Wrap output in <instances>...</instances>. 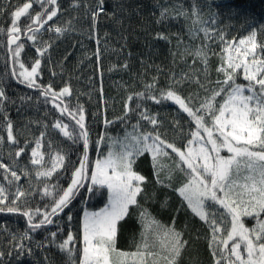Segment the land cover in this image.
Masks as SVG:
<instances>
[{"label":"snow or ice","instance_id":"6c2138e0","mask_svg":"<svg viewBox=\"0 0 264 264\" xmlns=\"http://www.w3.org/2000/svg\"><path fill=\"white\" fill-rule=\"evenodd\" d=\"M34 5H38L40 10L37 11ZM103 5L104 0L84 5L85 16L89 18L93 30L101 13L106 14ZM80 6L78 2L71 5L72 8ZM59 8L57 0H27L22 6L16 5L11 12V26L7 30L0 28V34L7 37L8 48V59L0 73V132H6L7 142L15 147L14 152L9 153L12 164L0 163L8 184V188L0 184V213H19L21 217L27 218L28 226L22 236H13L12 239L29 240L31 243L29 233L34 236L37 231L43 230V241L36 247L41 250L46 246L54 247L67 264H126L130 256L135 258L132 264H178L187 244L182 233L174 227L161 225L137 199L138 196L145 202L155 199L154 193L149 195L147 192L148 183L151 182L146 183L145 175L133 170L138 158L151 154L152 171L155 173L156 184L161 188L172 186L175 171L184 174L186 182L173 188V191L182 198V207L186 204L195 217L207 224L211 232L209 249L215 264H264V48L257 51L256 32H252L247 40H239L238 45L225 48L228 55L222 58V65L217 69L224 78L216 81V89L199 107L190 106L192 97L182 98L173 90H161L159 96H154L151 93L155 84L145 85V92L135 97L137 102L134 108L128 109L126 105L125 115L119 117L118 121L105 122V135H101L96 142V151L102 158L90 162L89 135L82 106L76 107L75 112L79 113L76 118L64 103L65 98L71 95L68 86L56 92L51 82L46 86L38 82L44 71L41 60H46L45 67L51 63V56L47 55L51 44L44 41V31H55L62 35L71 30V27L53 26L45 29L47 22L57 17ZM153 8L159 11L164 20L169 19L166 11L160 10L158 3ZM117 10L123 11V5L118 4ZM135 11L137 15L140 14L139 7ZM0 15H3L2 11ZM22 35L25 41H21ZM26 41L32 42L30 47L35 48L38 55L21 58ZM52 75L56 73L52 72ZM238 78L244 83L237 82ZM12 83L34 90L37 97L23 93L13 98L6 91ZM39 97H43L40 101L43 104H51L61 115L70 113L75 119L73 130L69 131V126L57 119L52 125V131L59 130L63 137L74 144L82 141L83 156L78 157L79 167L68 177L67 188L60 185L59 180L70 170L71 161L65 165V155L59 152L53 155L51 139L47 141L51 166L44 170L38 168L43 165L46 155L41 148L46 137L51 135L48 124L40 120L28 121L25 128L30 130L31 124H37L41 130L38 137L26 140L23 146H19L20 141L14 134V124L7 106L16 105L17 99L21 105H26L30 101H38ZM128 99L131 101L134 98L129 96ZM144 99H152L158 105L172 101L180 112L187 114L189 124H194L195 128L186 134L190 136L184 145L186 151L161 138L157 117L149 111H141L139 101ZM15 110L18 114L21 112L20 107ZM129 113L138 114L137 122L131 125L132 132L126 130L123 140L107 136L108 126H115L119 122L127 127L128 121L132 119ZM48 114L46 111L45 116ZM141 120H146L153 126V130L140 132ZM176 123L179 125V120ZM177 135L181 139L185 138L182 129ZM4 142L5 137L0 135V146ZM33 143L29 160L33 168L37 169L35 177L44 180L42 194L33 188L31 181L27 188L19 184L21 175H18V171L24 177L32 176L33 172L15 158L26 153ZM103 143H108L106 156L100 148ZM169 149L178 158V164L176 169H169L161 179V173L165 172L162 161L169 157ZM61 167L63 172L59 171ZM54 173L57 183L51 186L50 191L47 181ZM101 189L107 190V203L104 207L99 211L83 210L82 248L76 249L71 232L66 239L58 242V232H62L58 219L60 214L65 209L71 211L70 206L77 198L82 204H87L98 193L103 196ZM34 195L51 197L44 204L43 212L39 207L32 210ZM131 206H135L134 214L143 222L144 231L136 251L128 253L116 247L117 225L132 215L129 211ZM36 216L42 218L34 222ZM245 218L254 221L252 227L246 225ZM72 220L73 216L68 214L67 221L71 223ZM48 225H55L57 230L47 229ZM149 236L154 242H149ZM155 241L159 243L158 250ZM70 243L72 247H69ZM17 247L21 251L25 249L24 244H18ZM3 255L0 253V256ZM45 264H49L47 259Z\"/></svg>","mask_w":264,"mask_h":264},{"label":"trees","instance_id":"16d2710c","mask_svg":"<svg viewBox=\"0 0 264 264\" xmlns=\"http://www.w3.org/2000/svg\"><path fill=\"white\" fill-rule=\"evenodd\" d=\"M24 2L27 0H0V11L3 12V15H0V28L7 30L11 26V12L15 10L16 5L22 6ZM57 2L60 5L58 15L47 22L45 29L53 26L71 27V30L62 35L55 31H44V41L51 44L47 52V55L51 56V63L45 67L46 60H41L44 71L38 82L45 86L51 82L56 92L68 86L71 95L65 98L64 103L76 118L79 113L75 112V109L78 105L82 106L84 123L89 135L90 162H94L99 156L96 142L101 135H105V122L118 121L119 117L125 115L126 105L128 109L134 108L137 102L135 97L145 92V85L155 84V89L151 93L154 96H159L161 90L165 92L173 90L182 98L192 97L193 99L189 101L190 106L199 107L200 103L211 95L212 90L216 89V81L224 78L217 69L222 65V58L228 55L225 48L241 39L246 40L252 32H256L259 47L264 48V0H180L179 3L177 0H104L106 14L101 13L94 30L91 28L89 18L85 16L84 5L94 4L95 0ZM74 2L80 3L81 6L72 8ZM156 3L161 6L160 10L166 11L169 19L164 20L159 11H154L153 5ZM118 4L123 5V11L117 10ZM33 7L37 11L40 10L38 5ZM138 7L139 15L135 11ZM158 20L161 23H157ZM6 39V35L0 34V73L3 72L5 60L8 59ZM21 41H25L24 35ZM31 43L26 41L25 52L21 54L22 59L25 56L38 55L35 48L30 47ZM52 72L56 75H52ZM237 82L244 83L239 78ZM6 91L13 98L23 93L37 97L34 90L15 83ZM129 96L134 99L130 101ZM42 100L43 97H39L38 101L21 105L17 99L16 105L7 106L14 124V134L20 141L19 146H23L26 140L38 137L41 130L37 124H31L30 130L25 128L28 121L40 120L48 124L51 135L46 137L41 148L46 155L43 165L38 168L44 170L45 167L51 166L47 155L49 151L47 141L51 139L53 155L56 152L65 155V165L71 161L70 170L59 180V184L67 188L68 177L79 167L78 157L83 156L82 141L74 144L63 137L59 130L52 131V125L57 119L67 124L69 131L73 130L75 122L66 114L61 115L51 104L45 105L40 102ZM217 101H220L219 97ZM139 102L141 111H149L151 115L157 117L161 138L166 142L175 143L185 151L184 145L190 138L186 134L195 128L194 124H189L190 118L187 114L180 112L172 101L159 105L152 99ZM16 107L21 108L19 114L15 110ZM46 111L49 113L47 116ZM129 114L132 119L128 121L127 127L119 122L115 126H108L107 136L123 140L126 130L132 132L131 125L137 122L138 114ZM177 120L179 125L176 123ZM140 124L142 125L140 132L153 130V126L146 120H141ZM181 129L185 134L184 139L177 135ZM0 135L5 137L4 144L0 146V163L10 165L12 157L9 153L14 152L15 147L7 142L6 132H0ZM108 143L100 145L105 156L108 153ZM32 146L34 143L29 146L26 153L21 154V157L15 158L33 172L32 176L24 177L18 171V175H21L19 184L27 188L31 181L33 188L42 194L44 180L35 177L34 172L37 169L33 168L29 160ZM168 151L169 157L162 161L165 172L161 173V179L169 169H176L178 164L175 154L171 153L170 149ZM133 170L145 175L146 183L151 182L148 183L147 192L149 195L153 193L155 195L154 200L147 202L139 196L137 199L148 209L152 218L165 227H174L187 241L178 264H215L212 251L209 249L211 232L207 224L195 217L190 209H187L186 204L182 207V198L173 191V188L186 182L184 174L175 171L172 175V186L161 188L156 184L155 173L152 171L151 154L138 158ZM59 171L64 170L61 167ZM2 173L3 170L0 169V184L8 188ZM55 176L56 173L47 181L50 191L51 186L57 183ZM101 192L104 193L103 196L98 193L87 204H82L77 198L70 206L71 211L65 209L64 213L60 214L58 219L62 232H58V242L66 239L71 232L76 249L82 248L83 210L86 208L88 211H94L104 207L107 203V190L101 189ZM50 199L51 197L42 198L41 195H34L32 210L39 207L43 212L44 204ZM134 209L135 206H131L129 211L132 215L118 222L116 247L119 251L135 252L136 246L141 243L143 222L134 214ZM48 210L50 211V208ZM68 214L73 216L71 223L67 221ZM41 218L42 216H36L34 222ZM245 223L252 227L254 221L245 218ZM46 228L57 230L55 225H48ZM27 230L26 217H21L19 213H0V253L4 254L0 256V264H45L46 259L49 264H67L54 247L46 246L44 250L36 247L43 241V230L37 231L34 236L29 233L31 243L29 240L12 239L13 236H22ZM149 242H154L151 236ZM155 243L158 250L159 243L158 241ZM18 244H24L25 249L21 251L17 247ZM69 247H72L71 243ZM134 259L128 257L126 264H132Z\"/></svg>","mask_w":264,"mask_h":264},{"label":"rangeland","instance_id":"374dc122","mask_svg":"<svg viewBox=\"0 0 264 264\" xmlns=\"http://www.w3.org/2000/svg\"><path fill=\"white\" fill-rule=\"evenodd\" d=\"M250 36H251V34L249 35V37H250ZM249 37H248V38H249ZM248 38H247V39H248ZM247 39H246V40H247ZM255 42H256V44H257V51L259 52V51L261 50V48H260L259 45H258V41L256 40V37H255ZM238 44H239V42H237V43H231L229 49L231 48V46L238 45ZM249 47H250V45H249ZM185 151H186V150H185ZM55 154H56V153H55ZM98 158H101V157L98 156L96 159H98ZM48 167H50V166H48ZM48 167H45V169L48 168ZM99 210H100V209H99ZM99 210H94V211H99ZM242 251H243V249H242Z\"/></svg>","mask_w":264,"mask_h":264},{"label":"water","instance_id":"95a60500","mask_svg":"<svg viewBox=\"0 0 264 264\" xmlns=\"http://www.w3.org/2000/svg\"><path fill=\"white\" fill-rule=\"evenodd\" d=\"M21 40H22V36H21ZM66 116L72 120L73 122H75V119H73V117L69 114V113H66Z\"/></svg>","mask_w":264,"mask_h":264},{"label":"crops","instance_id":"0c3cea01","mask_svg":"<svg viewBox=\"0 0 264 264\" xmlns=\"http://www.w3.org/2000/svg\"><path fill=\"white\" fill-rule=\"evenodd\" d=\"M102 158V157H101ZM99 210V209H98Z\"/></svg>","mask_w":264,"mask_h":264}]
</instances>
